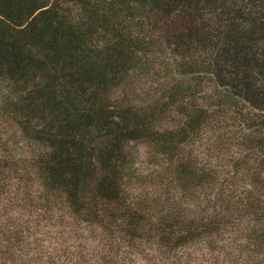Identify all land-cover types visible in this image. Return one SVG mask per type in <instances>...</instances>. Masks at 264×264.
Returning a JSON list of instances; mask_svg holds the SVG:
<instances>
[{"label": "trees", "instance_id": "obj_1", "mask_svg": "<svg viewBox=\"0 0 264 264\" xmlns=\"http://www.w3.org/2000/svg\"><path fill=\"white\" fill-rule=\"evenodd\" d=\"M0 124V264H264V0H0Z\"/></svg>", "mask_w": 264, "mask_h": 264}, {"label": "rangeland", "instance_id": "obj_2", "mask_svg": "<svg viewBox=\"0 0 264 264\" xmlns=\"http://www.w3.org/2000/svg\"><path fill=\"white\" fill-rule=\"evenodd\" d=\"M158 84H159V81H157L156 79L154 80L149 76L134 73L131 76V83L127 84L126 91L120 92V94H126L129 97H136L137 99H144L146 93H152L153 90H156L158 88ZM133 94H134V96H133ZM0 127H1V130L6 132V136H8L10 134H14V136L12 137L13 143L10 144L12 149L15 147L17 148L20 145L23 148L21 150L22 153L20 154L19 157H22V156L26 157L27 155H30L31 151L34 150V148L32 146H30V144H27V143L25 144V142H23L20 134L18 133V130H16L15 127L12 128V127H9L6 125H1V124H0ZM132 150H133V156L136 160L135 161L136 162L135 167L138 169V173L140 176H143L145 179H150V178H152L153 175H156L157 173H159L160 171L163 170V168L158 165L159 161L154 156V149H152L147 144H145V143L133 144ZM222 162L224 164H226L228 167L229 166L231 167V163H229L225 159L219 158L217 161L212 160V163L214 165L220 166V167L223 166ZM132 184H133L132 192L135 194H139L141 192V190H144V188H145V186L142 183L140 184L136 181H133ZM149 185H151V184H149ZM21 212H23V211H21L20 209L14 211L13 217L18 218L19 215L21 216ZM0 220H1V215H0ZM60 230H63V228L55 227L52 232L56 233L58 235H62L64 240H65L66 236ZM100 234L102 235V232L100 230L96 231V235H93L90 232H87L85 234V236H91L90 239L85 240V238H78L76 240H71L70 242H68V244H71L72 242H74V244H76L78 246V248L81 245L91 244V247H90L91 253H92V251H94V253L98 252L97 254L99 255V252L106 251L107 254H109V255L112 254L114 257H116V259L118 260V262L120 264H125V262H128L129 264H156V262L159 261V260H157L154 263V261H150V259L143 257L142 255H139L136 253H131L128 250H124L125 249L124 247H122V251H120L121 252L120 255L117 253L108 251L110 248L109 244H106L104 242V241H106V237H104L102 235L104 239L100 240L99 239V236H101ZM92 235L94 237H92ZM43 236H41V237H43ZM66 244L67 243H64V244L62 243V244H58L57 246L64 248L66 246ZM185 255H187V254L182 252V254L180 253L177 256L179 259H182V258L184 259ZM99 258H100V256L97 257V259H99ZM211 262L212 261H209L207 263V262L202 260V261H200V264H211ZM45 264H49V263L45 262Z\"/></svg>", "mask_w": 264, "mask_h": 264}]
</instances>
